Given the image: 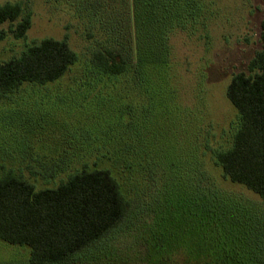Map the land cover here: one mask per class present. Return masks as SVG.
Returning a JSON list of instances; mask_svg holds the SVG:
<instances>
[{"label": "rangeland", "instance_id": "obj_1", "mask_svg": "<svg viewBox=\"0 0 264 264\" xmlns=\"http://www.w3.org/2000/svg\"><path fill=\"white\" fill-rule=\"evenodd\" d=\"M17 1L25 7L23 14L0 23V63L47 37L67 39L79 59L55 82L26 83L0 95V176L14 173L41 190L57 187L69 172L85 167L110 169L135 205L128 227L132 232V224L149 219L146 214L143 222H133L155 197L165 190H188L186 175L201 161L224 196L255 208V225L264 240L263 200L224 180L212 158L213 149L231 142L237 110L227 88L235 73L249 71L262 47L264 0H170L175 15L166 14L159 35L168 40L164 54L172 80L151 89L158 100L152 104H147L145 89L141 92L133 82L132 69L114 79L90 69L97 43L73 5L64 0H0V6ZM27 12L30 28L17 37L14 29ZM62 154L73 158L60 162L70 169L46 177L40 168ZM0 264H29V249L0 239Z\"/></svg>", "mask_w": 264, "mask_h": 264}, {"label": "trees", "instance_id": "obj_2", "mask_svg": "<svg viewBox=\"0 0 264 264\" xmlns=\"http://www.w3.org/2000/svg\"><path fill=\"white\" fill-rule=\"evenodd\" d=\"M64 2L73 5L88 30L92 27L97 45L91 49L90 69L112 79L132 69L147 104L156 103L151 89L172 80L164 54L168 40L159 35L166 14L174 13L170 0ZM24 11L22 2H7L0 6V23L14 22ZM30 25L27 12L15 35L23 37ZM262 26V47L249 71L235 73L227 88L237 110L231 142L213 149L212 158L224 180L245 186L264 202V22ZM78 59L67 39L44 38L0 63V95L26 83L55 82ZM143 110L148 117L149 110ZM70 157L62 154L40 169L53 178L70 169L60 164L62 159L68 164ZM200 163L186 175L188 190H165L155 197L144 215L133 220L149 217L142 225L132 224L134 232L128 227L135 205L110 169L85 167L69 172L57 187L41 190L9 172L0 176V239L28 248L29 264H264L255 208L224 196Z\"/></svg>", "mask_w": 264, "mask_h": 264}]
</instances>
